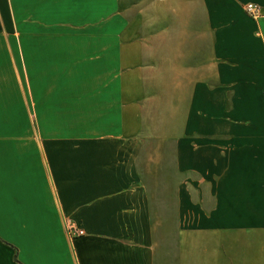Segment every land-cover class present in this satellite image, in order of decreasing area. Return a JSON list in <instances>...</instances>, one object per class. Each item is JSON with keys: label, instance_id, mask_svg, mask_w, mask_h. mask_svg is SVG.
Wrapping results in <instances>:
<instances>
[{"label": "crops", "instance_id": "1", "mask_svg": "<svg viewBox=\"0 0 264 264\" xmlns=\"http://www.w3.org/2000/svg\"><path fill=\"white\" fill-rule=\"evenodd\" d=\"M171 7L196 25L175 34L176 99L156 59ZM262 90L264 0H0V264H264ZM156 104L164 122L145 131ZM156 137L176 144L148 164L178 176L174 237L141 182Z\"/></svg>", "mask_w": 264, "mask_h": 264}, {"label": "rangeland", "instance_id": "2", "mask_svg": "<svg viewBox=\"0 0 264 264\" xmlns=\"http://www.w3.org/2000/svg\"><path fill=\"white\" fill-rule=\"evenodd\" d=\"M145 14L147 13V9H143ZM182 11H186V13L188 14L187 16L190 17V15H192V17H195V12L199 11V9L196 8H191L188 7L186 9H181ZM127 11V12H126ZM169 13L167 15H171V23H167V25H163L160 24L159 26H157V31L155 32H166L167 34L173 35V39L170 41L168 40V48L166 50V52H162V54H158V49L157 51V55H156V59L158 60V58H160L161 60L163 59L164 56L170 58V68H171V76L173 77V82L176 83V85H179V87L177 89H170V88H161V93L160 95H163V92L166 91L167 93H169V95H171L173 97V99H176V97H179L180 95H185L186 94V80L185 78H183V72H184V66H183V60L185 59V56H181V50L182 47L180 46L181 43H185L186 40L182 37V40H179L177 38H175V34H184V33H189V32H195L196 30V25L195 24H191L190 22H185V23H181L179 24L177 21V16L180 10L175 8V7H171L169 9ZM125 14L130 16L131 14V9H125ZM141 30L143 31H148V25L147 24H143L141 27ZM161 42L162 41H158ZM157 42V43H158ZM156 44V41H155ZM163 44V43H162ZM156 47V46H155ZM156 54V52H155ZM155 59V61L157 62V60ZM182 64V66H181ZM190 64V62H189ZM189 64L187 63V66H189ZM160 64H158L159 67ZM162 66V65H161ZM182 72V74H181ZM165 105L163 104H156L154 111H152L150 114L146 115L145 114V118L144 121L146 123L147 128H145V131H149V129H158V126L163 123V118H162V113H163V108ZM175 106L177 108L181 107V104L178 105H172L173 108H175ZM183 106V105H182ZM174 117V116H173ZM178 119V117H177ZM177 119H173V124H172V130L173 131H177V127H178V120ZM153 126H156V128H154ZM172 138L175 139V136H173ZM171 138V141H164L163 137H156L155 141L149 140L147 142L144 143L145 148L144 150L141 152V156L139 159V169L141 172V182L143 183V186L145 187V189L147 190V192L149 191L150 194V198H151V202H152V206H156L157 208L160 209H166V215L164 216H160V221L161 223H165L169 225V229L170 231L168 233L165 234H171L174 237V233H175V228H173L175 225L180 224V222L178 221V218L173 215L174 213V209H175V200H174V190L175 187L177 186V183H175L174 177L177 176L176 174L173 175V179L167 183L164 184V179L162 176H160L159 179H153L150 178L151 175V171L152 169H149L148 164L152 163L153 161H161V160H168V159H172L173 161V148L175 147V140ZM149 147H155V148H149ZM164 147L169 148V151H167V148L164 149ZM172 170H174V167L172 168ZM156 171L158 172V169H156ZM178 178V176H177ZM151 191H150V190ZM191 195L192 196H199V191L196 192L195 190L191 191ZM168 212H171V214L168 215ZM182 223H185L186 220V225H188V228H193V227H197L199 226V217L197 216H184L182 217ZM192 225H196V226H192ZM171 229H173V231L171 232ZM161 234L163 235V232H161ZM13 256H15V249H14V254Z\"/></svg>", "mask_w": 264, "mask_h": 264}, {"label": "built area", "instance_id": "3", "mask_svg": "<svg viewBox=\"0 0 264 264\" xmlns=\"http://www.w3.org/2000/svg\"><path fill=\"white\" fill-rule=\"evenodd\" d=\"M244 10L249 16H251V17L256 16V8L254 5L246 4L244 6ZM261 95L264 97V90L261 91ZM66 233L69 237H74V236L80 235L81 231L80 230H72L71 227H67Z\"/></svg>", "mask_w": 264, "mask_h": 264}, {"label": "trees", "instance_id": "4", "mask_svg": "<svg viewBox=\"0 0 264 264\" xmlns=\"http://www.w3.org/2000/svg\"><path fill=\"white\" fill-rule=\"evenodd\" d=\"M13 260H14L15 262H17L16 259H15V256H13Z\"/></svg>", "mask_w": 264, "mask_h": 264}]
</instances>
